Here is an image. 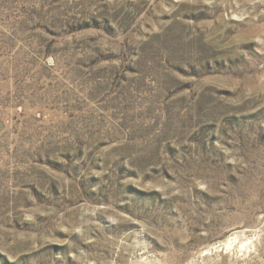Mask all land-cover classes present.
Segmentation results:
<instances>
[{
    "label": "rangeland",
    "instance_id": "1",
    "mask_svg": "<svg viewBox=\"0 0 264 264\" xmlns=\"http://www.w3.org/2000/svg\"><path fill=\"white\" fill-rule=\"evenodd\" d=\"M0 264H264V0H0Z\"/></svg>",
    "mask_w": 264,
    "mask_h": 264
}]
</instances>
